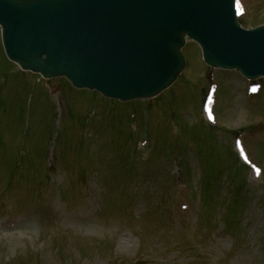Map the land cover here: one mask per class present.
<instances>
[{
	"label": "rangeland",
	"instance_id": "rangeland-1",
	"mask_svg": "<svg viewBox=\"0 0 264 264\" xmlns=\"http://www.w3.org/2000/svg\"><path fill=\"white\" fill-rule=\"evenodd\" d=\"M240 1L243 26L264 23V0ZM1 47L0 264H264V172L243 171L250 193L231 216L239 233L224 226L234 140L264 169V79L220 70L207 79L189 44L176 84L120 103L60 79L50 94ZM208 83L218 87L214 143L194 150ZM212 147L217 196L208 205L200 184L212 175Z\"/></svg>",
	"mask_w": 264,
	"mask_h": 264
},
{
	"label": "water",
	"instance_id": "water-1",
	"mask_svg": "<svg viewBox=\"0 0 264 264\" xmlns=\"http://www.w3.org/2000/svg\"><path fill=\"white\" fill-rule=\"evenodd\" d=\"M41 11L44 33L32 50ZM0 23L8 53L24 68L66 74L122 100L172 82L185 35L202 43L212 65L264 74V27L240 30L234 0H0Z\"/></svg>",
	"mask_w": 264,
	"mask_h": 264
}]
</instances>
